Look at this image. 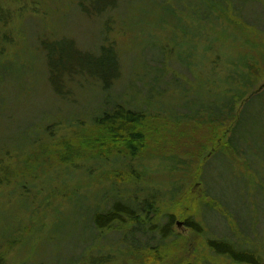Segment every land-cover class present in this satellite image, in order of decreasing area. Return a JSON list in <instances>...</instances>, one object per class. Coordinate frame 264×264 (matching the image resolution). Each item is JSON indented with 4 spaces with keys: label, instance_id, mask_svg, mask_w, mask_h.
<instances>
[{
    "label": "rangeland",
    "instance_id": "374dc122",
    "mask_svg": "<svg viewBox=\"0 0 264 264\" xmlns=\"http://www.w3.org/2000/svg\"><path fill=\"white\" fill-rule=\"evenodd\" d=\"M202 1L194 0V5H201ZM114 2L116 6L97 9L89 0H0V253L3 264H93L90 257L99 253L95 247L86 250L83 262L70 263L71 256L80 255L83 250L81 243L73 245L71 236L78 237V230L76 234L74 230L85 214L98 206L109 207L104 203L109 183L99 184L98 177L102 178L103 170L124 164L122 157L116 158L115 163L85 159L76 161L79 167H75L59 161L57 152L49 161H40L43 154L40 143L50 139L48 131L54 132V138L73 136L80 128L93 123L97 108L105 109L119 102L135 104L141 109L151 104L154 112L159 111V124L167 122L171 133L163 132L159 139L167 142L163 145L157 140L141 155L147 168L143 175L152 183L146 184L147 180L141 179L139 186L159 191V195L154 192L157 202L149 197L148 204L161 208L165 216L185 209L191 213L189 217L203 224L205 233L211 237L258 247L263 255L264 187L261 190L258 186L264 183V108L262 111L259 106L260 102L264 104V97L257 98L256 108L251 109L258 115L253 129L241 126L250 150L254 145L261 155L258 161L255 157L249 163L254 183L242 187L240 179L245 169L229 154L208 159L210 154L203 151L207 156L200 158L195 154L199 151L197 146L186 143L189 138L202 139L208 133L206 118L193 117V113L200 105L208 104L217 85H221L215 82L214 87L209 82L213 79L210 78L215 58L213 49L219 51V64L226 66L229 60L244 54L237 53L238 45L230 36L233 30L224 25L228 38L219 42L214 22L206 25L189 16L192 10L187 6L188 0ZM81 3L87 7L83 12L79 9ZM257 3V16L253 18L260 20L255 23L257 27L264 28V0ZM99 5L104 6L103 1L99 0ZM251 15L250 11L248 16ZM213 20L212 14L210 21ZM183 27L199 32L200 40H194L195 47L198 54L203 52L205 56H151L159 46L174 48V36L179 42L188 39L190 34L183 32ZM247 32L249 29L244 30V35ZM63 37L73 40L79 49L90 51L96 58L101 57L98 49L103 41L112 43L119 54L115 57L121 73L113 81L110 79L108 88L92 75L96 62L89 60L82 71L69 74L70 68H79L75 62L78 55L60 47L65 51L57 53L60 68L51 83L41 44H52ZM205 40L208 51L204 50ZM54 48L58 51L59 46ZM184 58H189L191 70L181 71L171 65ZM161 60L169 69L177 70L159 74L151 65ZM156 74L161 79L151 78ZM173 153L182 158L175 177L182 180L189 172L181 183L178 198L181 204L178 200H167L172 181L168 170L170 163L176 162L169 158ZM130 162L136 163V160ZM199 163L204 173L202 179L192 180L193 164ZM179 180L173 183L177 185ZM68 186H73L71 195L62 196ZM126 188L131 191L133 183L126 184ZM182 195L187 196L184 203ZM200 196L216 207L200 209L198 205L194 211L189 210L194 209ZM165 221L166 217L162 222ZM183 222V218L176 217L172 227L183 238L184 247L182 250L172 247L167 260L159 264H204L205 259H210L211 264H246L195 244L199 239ZM200 239L204 241L202 236ZM136 257L117 252L108 264H123L124 258L128 260L126 264H139L140 256Z\"/></svg>",
    "mask_w": 264,
    "mask_h": 264
},
{
    "label": "trees",
    "instance_id": "16d2710c",
    "mask_svg": "<svg viewBox=\"0 0 264 264\" xmlns=\"http://www.w3.org/2000/svg\"><path fill=\"white\" fill-rule=\"evenodd\" d=\"M101 1H103L104 6L99 5V0H89L91 5L98 6L97 9L116 6L115 0ZM237 1H240L239 5L235 0H217V2L216 0H203L201 5L199 3L194 5V0H188L187 2V6L192 10L189 16L193 20L204 22L206 25L215 23L214 30L218 33L219 42L220 40L223 41L224 38H228L226 35L229 32L223 26L226 25V27L231 28L234 34H230V36L238 45L237 53L244 54L232 58L231 61L229 60L228 66H226L225 64H219V51L217 48L213 49L215 58L212 60L213 66L210 67L213 73L210 78L213 79L209 82L213 84L220 82L221 85H217L212 100L208 104L200 105L193 113V117L197 115L202 119L206 118L207 128L205 131L208 129V133L202 139L189 138L190 141L186 143H194L197 146L196 148L199 151L195 154L199 155L198 157L200 158L210 154L208 159L211 156L220 159L223 157L222 155L229 154V157L239 161L240 165L245 169L240 179L242 187H244L248 183H254L251 179L253 174L250 171L252 168L249 163L255 161V157L257 161L259 156L261 157L255 151L254 145L250 150L249 144L245 142V132L241 131V126L244 124L248 129H253L258 115L252 112L251 109L256 108L255 105L259 102L257 98L264 97V40L262 38L264 36V28L257 27L255 23H260V20L253 18L257 16L258 0ZM79 9L82 12L85 11L87 9L85 3L84 5L81 3ZM250 11L252 15L249 17ZM212 14L214 20L210 21ZM190 29L191 27H183L182 31L189 33L192 37L189 35V38L184 42H179L174 36V48L168 49L164 46H159L151 56H205L203 52L198 54L195 47L194 40L197 38L200 40L199 32H194ZM247 29H249V32L244 35V30ZM57 46H59L58 51L54 48ZM41 47L47 58L51 83H53L55 73L60 68L56 59L57 53L65 51L63 48L60 50V47L68 48L73 55H78L75 62L79 68H70L68 70L69 74L82 71L83 66L87 65L89 60L93 63L96 62L97 67L92 72V75L99 79L104 88H108L112 81L121 73L118 68V58L115 57L119 56V54L115 50L114 45L109 42L105 43L103 41L101 43L98 49L101 57L98 58L93 57L90 51L79 49L73 40L64 37L55 40L52 44L43 43ZM208 49L207 41L205 40L204 50L208 51ZM195 52L197 55H195ZM87 56H90V58ZM157 63L152 64L151 68L159 72V74L172 69L191 70L189 58L173 61L171 65H174L177 69L172 67V69H169L162 60ZM110 70H114L113 74H105V72ZM159 74L151 78L159 80L162 77ZM255 99L257 101L254 102L253 100ZM252 102L253 104L250 105ZM248 104L251 106L250 108ZM132 105H125L123 102H119L105 109L97 108V116L90 126L80 128L79 132L73 136L64 135L61 138H54V132L48 131L47 135L50 139L45 143H40L43 151L40 161H49L50 158L56 156L57 152L59 161L73 164L75 167H79V162L76 161H85V159L115 163L116 158L122 157L121 160L124 163L121 166H113L103 170L104 175L102 178L98 177L99 184H102L103 181L109 183V189H105L106 193L104 194V203L109 204V207L100 208L98 206L95 211L87 213V215L84 208L82 209L85 217L74 230L75 234L78 230V237L74 238L72 235L71 242L74 246L75 242L81 243L83 250L80 255L71 256L70 263L83 262L86 250L91 247L98 248L97 251H99L97 256L90 257V261L93 264H108L115 259L117 252L118 255L124 253L130 258H133V254L135 257L138 254L140 256L139 264L163 263L170 256L169 251H171L172 247L175 250H182L184 247L183 238L175 234L172 227L173 219L177 217L184 219L182 223L184 227L193 230L194 237L199 239L195 244L204 245L210 252L222 254L225 258H230L237 263L264 264V254L260 253L258 247L244 246L242 243L232 242L226 238L216 239L211 237L208 233H205L206 230L203 224L199 220L189 217L191 213H187L185 209L177 212V214L167 213L165 216L161 208L157 209L155 206L151 207L148 204L150 198L152 202L154 200L157 202L154 198L156 195L154 192L158 194L159 191L139 186V183L141 184L142 181L146 180V184L152 183L150 178L148 179L147 176L143 175V172L147 173V168L143 165L145 159L141 155L145 153L147 148L149 149L153 142L161 141L159 137L163 132L168 131L169 134L171 133L167 122L159 124V111L154 112L151 104L147 103L145 105L146 109L138 108V105L135 104ZM259 106L260 110L263 111L264 104L260 102ZM161 142H167V140ZM203 151H207V154H203ZM61 152L63 155L59 156ZM169 156L171 159L174 158L176 162L170 163L168 170L171 177L169 179L172 181L171 186L168 188L167 200L168 202L178 200L179 204H181V200H179L181 183L184 178L187 179L189 172H186L182 180L179 176L175 177V174L180 171L179 166L181 164L179 163L182 158L174 155V153ZM191 157L189 155L188 159H191ZM132 159L136 160V163L130 162ZM246 162H248L247 165ZM54 164H56L55 161ZM97 164L99 163L94 162V165ZM201 165L202 163L197 164V166L193 164L194 172L190 176L192 180L195 177L199 180L202 179L204 173L201 171ZM141 179L143 180L140 182ZM175 180H179L177 185L173 183ZM132 183L133 188L130 191L126 188V184ZM258 187L263 190L264 183L259 184ZM68 188L70 186L62 192V196L71 195L73 186L70 189ZM111 190L112 194L109 193ZM142 194L143 196H141ZM181 198L184 203L187 196L182 195ZM196 201L194 209L190 208L189 210L194 211L198 205L200 209L202 207L209 209L216 207L207 203L204 196L198 197ZM165 217L166 221L163 223L162 220ZM201 236L204 241L200 239ZM157 251L160 252V255L156 254ZM209 260L205 259L204 264H211ZM127 261L126 258L122 260L123 264H126ZM3 263V254L0 253V264ZM187 264H195V262Z\"/></svg>",
    "mask_w": 264,
    "mask_h": 264
}]
</instances>
